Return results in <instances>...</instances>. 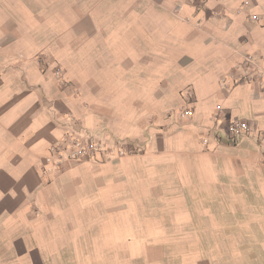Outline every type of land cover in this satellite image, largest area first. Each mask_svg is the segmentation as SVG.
<instances>
[{"label": "crops", "instance_id": "0c3cea01", "mask_svg": "<svg viewBox=\"0 0 264 264\" xmlns=\"http://www.w3.org/2000/svg\"><path fill=\"white\" fill-rule=\"evenodd\" d=\"M251 16L264 0H0V264H264ZM71 133L145 152L55 169Z\"/></svg>", "mask_w": 264, "mask_h": 264}, {"label": "built area", "instance_id": "2783aa9c", "mask_svg": "<svg viewBox=\"0 0 264 264\" xmlns=\"http://www.w3.org/2000/svg\"><path fill=\"white\" fill-rule=\"evenodd\" d=\"M196 1L197 0H190V3L197 7L199 13L203 12L205 7L204 1L200 0L198 2L199 4H196ZM180 11L181 6H177L175 14L177 15ZM251 19L258 24H261L264 21V17L261 16H251ZM187 21L191 22L192 20L190 21V19H188ZM192 23L196 28L202 27L200 20ZM257 68L256 61L250 56L247 57L245 69L247 71H255L257 73ZM53 72L62 85H66L67 82L64 80L62 71L60 69H56ZM191 99V94H188L187 100L190 101ZM185 115H190V111L185 110ZM226 134L230 140L239 141L245 137L255 136L258 132L248 123L241 120H234L229 122ZM258 136L257 138L260 139L264 145V134ZM132 152H134V148L130 147L127 143L119 140H113L110 135L105 133H103L100 137H96L89 133L78 135L71 133L66 135L56 145L49 148L48 156L45 161L47 164L52 165L55 169H65L68 166L76 164L96 163V159L100 155L105 157H122L127 153Z\"/></svg>", "mask_w": 264, "mask_h": 264}, {"label": "rangeland", "instance_id": "374dc122", "mask_svg": "<svg viewBox=\"0 0 264 264\" xmlns=\"http://www.w3.org/2000/svg\"><path fill=\"white\" fill-rule=\"evenodd\" d=\"M200 0H197L196 1V4H199L198 2H199ZM202 1H204V5L206 4V0H202ZM56 68V67H55ZM56 69H59V68H56ZM56 69H54V70H56ZM61 71H62V68L60 69ZM62 73H63V71H62ZM65 80V79H64ZM66 82V81H65ZM66 87H69L68 85V83H66ZM134 144H136V146H139L140 147V149L142 150H137V149H135L134 148V152H132V153H127L125 156H124V158H131V157H135V156H141V155H143L144 154V146H143V143H134ZM142 147V148H141ZM107 158V160H109V159H116V158H118V157H115V156H112V157H106ZM122 158V157H121ZM39 214V212H38V210L36 211V216ZM152 255H157V254H152Z\"/></svg>", "mask_w": 264, "mask_h": 264}]
</instances>
